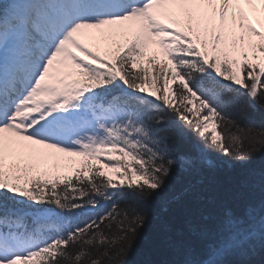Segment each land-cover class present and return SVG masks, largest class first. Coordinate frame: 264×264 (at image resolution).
<instances>
[{
	"label": "snow or ice",
	"instance_id": "1",
	"mask_svg": "<svg viewBox=\"0 0 264 264\" xmlns=\"http://www.w3.org/2000/svg\"><path fill=\"white\" fill-rule=\"evenodd\" d=\"M232 93L264 110V0H4L0 264H129L185 202L160 264H264V126L246 147Z\"/></svg>",
	"mask_w": 264,
	"mask_h": 264
},
{
	"label": "trees",
	"instance_id": "2",
	"mask_svg": "<svg viewBox=\"0 0 264 264\" xmlns=\"http://www.w3.org/2000/svg\"><path fill=\"white\" fill-rule=\"evenodd\" d=\"M3 2L4 0H0V4H3ZM231 97L234 99V103L229 106L228 114L230 112L229 109L232 106L236 115H229L230 118L241 127L248 124L255 125L250 132L245 133L247 138L243 140V143L247 147L249 146V141L251 139L259 137V131L257 129L264 126V110L257 108L254 112L248 113L243 97L238 96L236 93H232ZM230 130L236 132L234 126H230ZM255 162L257 165L264 163V150L256 154ZM229 175L230 173L226 171H220L212 174L210 177H206L205 183L215 184L217 188L223 189L227 185V177ZM113 178L115 179V177ZM185 182L186 179L183 176L174 175L172 181H170L169 187L170 189H175ZM117 196H119V193H117ZM188 207V202H185L183 205H175L170 209V212L166 217L167 222L171 227L170 232H164L160 227L159 220L154 216L153 220L145 226L140 237L134 244L128 256L129 264H160L161 261L171 259L170 243L175 237L176 229L183 222L184 213L187 211Z\"/></svg>",
	"mask_w": 264,
	"mask_h": 264
},
{
	"label": "rangeland",
	"instance_id": "3",
	"mask_svg": "<svg viewBox=\"0 0 264 264\" xmlns=\"http://www.w3.org/2000/svg\"><path fill=\"white\" fill-rule=\"evenodd\" d=\"M20 8V7H19ZM28 8V5H26L25 7H23V10L22 11H24L25 9H27ZM149 50H152V48H150ZM148 50V51H149ZM235 98H237V97H235ZM234 100V99H233ZM242 104V103H241ZM229 115L230 116H234V115H236V113L234 112V110H233V107L231 106V108L229 109Z\"/></svg>",
	"mask_w": 264,
	"mask_h": 264
}]
</instances>
